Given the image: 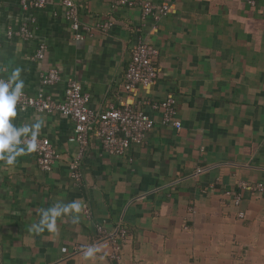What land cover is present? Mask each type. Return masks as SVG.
Listing matches in <instances>:
<instances>
[{
	"label": "crops",
	"instance_id": "0c3cea01",
	"mask_svg": "<svg viewBox=\"0 0 264 264\" xmlns=\"http://www.w3.org/2000/svg\"><path fill=\"white\" fill-rule=\"evenodd\" d=\"M73 1L83 24L110 19L111 29L76 39L57 0L31 11L19 0H0V77L20 68L24 92L56 101L73 79L93 110L130 103L155 125L124 156L105 153L90 135L78 185L69 177L78 151L73 122L58 112L17 108L12 122L43 120L39 137L59 158L49 172L38 168L33 152L14 166L0 161V264H264V192H242L239 206L224 195L239 180L264 183V0H147L170 6L157 22L143 20L139 6ZM31 20L32 38L6 35ZM137 28L158 50V74L150 87L129 93L124 73ZM41 43L45 56L33 60ZM51 67L61 78L43 86L41 73ZM168 97L179 128L161 124L151 107ZM73 201L81 204L77 220L58 217L56 233L30 230L41 209ZM85 203L92 220L83 216ZM95 222L126 228L120 261L109 259ZM89 247L97 251L86 259Z\"/></svg>",
	"mask_w": 264,
	"mask_h": 264
},
{
	"label": "built area",
	"instance_id": "2783aa9c",
	"mask_svg": "<svg viewBox=\"0 0 264 264\" xmlns=\"http://www.w3.org/2000/svg\"><path fill=\"white\" fill-rule=\"evenodd\" d=\"M64 8V18L74 31V37L81 39L84 35L97 30L102 33L108 32L113 26L110 19L96 21L92 25L83 24L79 18L78 7L73 0H57ZM111 6H139L141 9V18H147L157 22L161 17L169 14L170 6L168 4L155 5L147 0H110ZM253 3V1H249ZM23 11L42 9L46 6L47 0H19ZM33 20L23 22L21 26L13 30L9 28L6 35L11 37H21L30 39L33 37ZM45 44L37 46L33 60H42L45 56ZM158 50L151 45L145 34L137 28L136 37L131 48L130 59L124 73V89L126 92L136 91L139 87H150L157 78L156 58ZM61 76L59 70L55 67L49 68L41 73L40 82L43 86H51L58 83ZM0 79L7 80L0 77ZM90 95L82 90L80 83L69 79L65 84L64 97L62 101L54 100L50 95L38 93L29 95L24 92L17 103L16 108L20 110L32 109L39 113L58 112L68 117L73 122V135L78 144L77 154L69 162V177L75 184H81L82 171L81 163L89 143L90 135H93L99 142L105 153L124 156L132 144L141 143L148 132L154 127L155 120L149 117L143 110L138 109L130 103H124L122 106L108 104L102 111H95L89 107ZM151 107L160 113V123L163 125L171 124L179 128L181 123L175 118L176 108L175 100L172 97L154 102ZM22 145L30 139V135L22 137ZM37 150L33 152L36 164L42 171L49 172L59 158V153L55 150L53 144L46 137L37 138ZM198 169L197 172H201ZM250 191L261 194L264 192L263 182H253L248 180H239L236 182L235 191H226L225 196L229 197L231 203L239 206L242 198V192ZM83 216L87 220H92L90 207L85 203L82 206ZM238 218L244 217L243 212L237 213ZM95 230L99 238L106 241L110 246L109 259L120 261L122 257L123 241L127 237V230L123 226H117L108 230L104 222H95Z\"/></svg>",
	"mask_w": 264,
	"mask_h": 264
},
{
	"label": "clouds",
	"instance_id": "9594fccd",
	"mask_svg": "<svg viewBox=\"0 0 264 264\" xmlns=\"http://www.w3.org/2000/svg\"><path fill=\"white\" fill-rule=\"evenodd\" d=\"M3 71V69H0ZM21 69L14 68L7 80L0 79V161L7 166H14L17 157L30 154L37 150V138L43 127V120H37L31 125L17 127L12 121L17 116V103L24 94L25 83L21 78ZM31 139L22 145V137L29 136ZM81 211V204L78 201L63 204L56 203L52 207L41 209L40 219L31 226V231L41 234L57 232V218L63 215L78 219ZM97 249L89 247L85 252V258L93 257Z\"/></svg>",
	"mask_w": 264,
	"mask_h": 264
}]
</instances>
